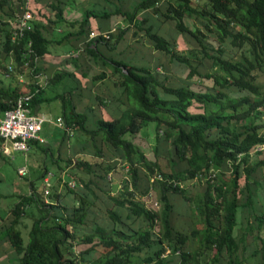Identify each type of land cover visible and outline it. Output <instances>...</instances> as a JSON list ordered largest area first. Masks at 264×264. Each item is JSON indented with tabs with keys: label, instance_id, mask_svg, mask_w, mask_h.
Returning a JSON list of instances; mask_svg holds the SVG:
<instances>
[{
	"label": "trees",
	"instance_id": "1",
	"mask_svg": "<svg viewBox=\"0 0 264 264\" xmlns=\"http://www.w3.org/2000/svg\"><path fill=\"white\" fill-rule=\"evenodd\" d=\"M103 2L113 8L79 11L76 0H0V75L29 69V76H39L44 70L36 62L51 53L50 46H68L69 53L83 44L87 63L100 69L90 77L92 87L103 82L107 90L103 98L87 92L75 75L80 64L71 58L64 62L76 71L46 74L44 87L31 77V113L37 115L39 109L45 111L43 105L61 101L65 127L83 136L77 154L93 159L83 155L63 161L58 152L50 156L51 162L57 171H62L60 162L73 171L74 187L64 183L63 192L53 189L48 204L36 194L33 182L28 194L17 196L11 219L0 226V242H7L16 256L13 264H264V149L252 154L264 146V123H257L264 112V89L258 81L264 72V0ZM69 7L72 15L78 10V20L67 15ZM24 10L33 16L32 30L15 44L12 23ZM186 19L193 21V28ZM93 20H115L116 26L103 27L102 33L91 26ZM168 22L174 23L172 38L160 32ZM48 27L51 39L45 35ZM206 33L215 34L216 47ZM128 34V43L119 50ZM182 35L191 37L198 49H180L177 39ZM226 40L238 55L224 56ZM131 43L166 56L168 75L161 74L167 69L161 58L155 61L153 55L149 61ZM204 59L212 62L215 72L199 71ZM175 62L188 70L176 86L170 83L177 79L170 67ZM195 77L212 86L194 91ZM85 91L81 98L95 100L108 111L107 118L93 121L88 112L76 111V99ZM24 93L0 88V115ZM195 105L201 111H192ZM206 105L215 109L205 110ZM150 123L154 159L146 158L132 139ZM66 139L64 132L61 147L69 149ZM28 146L49 154L36 142ZM162 150L168 157L164 164ZM47 173L42 163L38 178L43 180ZM114 173L126 174L117 195L110 191ZM196 185L200 190L189 195ZM152 193L156 207L136 200ZM175 196L187 202L185 221L180 219L178 226L173 223V216L180 214L174 208ZM26 217L32 220L24 244L20 229ZM96 218L104 225L93 221ZM89 225L90 233L80 232ZM76 238L87 247L71 256Z\"/></svg>",
	"mask_w": 264,
	"mask_h": 264
},
{
	"label": "rangeland",
	"instance_id": "2",
	"mask_svg": "<svg viewBox=\"0 0 264 264\" xmlns=\"http://www.w3.org/2000/svg\"><path fill=\"white\" fill-rule=\"evenodd\" d=\"M76 1L80 5L78 7L79 11H82L83 9L103 11V10H108V9L111 10V8H113L112 4L105 3L103 2V0H76ZM69 12H70V7L67 10V15L69 14ZM19 14L20 13H17V15ZM50 16L53 17V13H50ZM185 21H186V24L190 28H193L194 26L193 21L189 19H186ZM115 24H116V21L112 20V22L109 21L106 23L99 22L97 23V26L101 27L102 33H103V27L104 29H106L107 27L115 28L116 26ZM195 25L197 27H201L199 21H196ZM160 32L164 36L172 38L174 35V23L173 22L165 23L161 27ZM45 35L47 38L51 39L52 29L50 27H48V29L46 30ZM206 35L208 36L207 38H208L209 43H211L212 46L216 47L217 39H216L215 34L206 33ZM93 37L89 36L90 39ZM128 39H129V34L126 36L125 41H123V43L119 45V48H118L119 50L122 49L123 45L126 42L128 43ZM177 40L180 43L178 45L180 49H198L194 40L188 35L179 36ZM131 46L135 49H138L141 52V54L146 55L149 61H152L153 55L155 57V61L161 58L163 66L165 65L167 67V69L163 73L161 72V74L168 75L167 70H168L169 65H168V58L166 56L162 57V55H160L159 53L157 52L153 53L151 50H146L142 48L141 45H138V44L136 45L135 43L134 44L131 43ZM83 47L84 45L81 44L77 52L71 50L68 53L66 52L68 49V46H64V47H59L55 45L50 46L51 53L47 55L45 58L38 60L36 62L37 67L42 68L44 70V73L39 75V78H34L32 76H29L28 75L29 69H26V70L19 69L18 71L16 70V72H12L8 76L0 75V88L3 90H5V88L22 90L25 87L27 88V86L33 81V79H36L38 81L37 83L40 87H44L45 80L43 79V77L47 78V75L50 76V74H52L53 72L54 67H57V68L59 67L64 70L75 69L73 66L67 67V65L69 64L64 62L65 59L68 60L71 58L73 60H77L78 63L80 64L79 69L77 70L78 72L77 77L81 79V83L85 85V87H88L90 92H91V89H93L91 92L92 94L94 93L96 95H100L103 98V95L105 94V92L106 94L104 96H107V90L105 88L106 86H103V82L98 83L97 85L93 87L90 82V77L93 74L99 73L100 69H98L94 65V63L90 60H89L90 62L87 63L86 56H84L82 52ZM223 49H224L225 57L233 56V54L234 55L239 54V51L236 50V48H234L228 40L224 42ZM101 50L103 51V48H101ZM170 67H171L172 74L174 75V77L177 78V79L172 78L170 80V83L175 86L178 84H181L179 83V79L181 81L184 80L186 78L188 70L185 67L180 66L179 64H176V62L170 65ZM157 70L159 72L161 71L159 67L157 68ZM199 71L201 73H213L215 72V69H213L212 62L210 60L204 59L199 66ZM82 72H85L86 74H88V78L83 79L82 77H80L81 76L80 73ZM258 81H259V85L262 87V89H264V72L260 74ZM69 83H71L70 85H74V83H72L71 81H69ZM211 86H212L211 81L199 80L198 78L195 77L191 84V89H193L194 91H198V92H204V91H207L208 88ZM57 92L59 93L62 92L61 86L58 87ZM27 93H29V89H27L24 94H27ZM54 93L55 92H52V94L50 93V95L52 96ZM45 96L48 97L49 94L46 93ZM82 101L83 102H81L78 105V110L83 111V112H88L89 117L93 119V121L97 120L98 118H107L108 114L106 112L108 111L105 112L103 110V113L105 114L101 115L100 113V111H102L101 107L98 105V103H96L95 100L90 99L89 101H87V99H85ZM42 107L45 110L43 111V114L47 117V119L55 120L57 115H60L61 101L59 100L51 101L50 103H48L47 105L45 104ZM91 107H93V110L89 111ZM109 108L110 110L112 109V107L110 106ZM213 109H215L213 105H206L205 107V110H208V111H212ZM192 111L194 112L201 111V106L195 105ZM257 123H262V124L264 123V112L262 116L260 117V119L257 120ZM40 134L45 139V144H46V145L45 144L42 145V147L47 149L48 153L50 154L44 155L38 149H35V147H31L27 154H23L21 152H12L10 156H6V155L5 157L0 156V194L2 195V198H0V226L8 224V221L11 219V216L9 214L11 207L17 201L18 195H21V194L26 195L29 193V183L30 182L34 183L37 189V192L35 191L36 194L39 197H42V199H44L43 198L44 183L42 179L38 178V175L41 172L42 163L45 164L49 172L53 175L50 178V184H51L50 194L51 192H53V189H57V191L63 192L64 183H67L69 185V183H74L75 181L70 176L73 173L71 169L65 168L64 163L60 162V167L62 171H57L56 166L51 162V158L53 159V157L56 156L58 152H59V156L61 157L63 161H65L67 157H70L71 159H73V161L80 157H83L84 154L81 156L77 154L79 152V145L82 142L83 136H81L80 133L77 134V132H74L73 135L69 136V139H66V143L69 146L68 147L69 149H67L65 147L62 148L59 145L64 136V132L63 130L59 129L55 124L45 123L42 127V131ZM132 139L136 144H138L141 147L146 158L154 159L153 150H152L155 144L153 123L148 124V126L144 128L139 135L135 136ZM158 148L161 150V148L163 147L159 146ZM72 149H73V152L74 151L76 152L75 155H72V151H71ZM163 153H164L163 155L164 159L161 160L162 164H164L165 160H167L168 158L167 154L165 153V150H162V154ZM84 156H85L84 158H87L90 160L93 159L90 156H87V155H84ZM256 160H257V156L253 155V161H256ZM22 167H26L28 170V176L25 178H20L17 174V170ZM57 175L59 177H56ZM79 176L83 178L82 174H79ZM124 176L126 177V174L124 173H114V175L110 177L111 178V186H110L111 190L110 191L112 195H117L120 192L121 190L120 183H121V180L125 178ZM255 178L256 179L260 178L259 172H257ZM199 188L200 186L198 187V185H196L195 187L191 186L188 190V194L195 195L200 190ZM48 197L49 195L46 196L47 199ZM156 197L157 196L152 193V195H149V197L147 198H139L137 196L136 200L145 203L144 205L146 207H151V206H155L154 204H155V201L157 200ZM174 208L177 213L181 214V215L179 214V217L178 215L173 216V223L174 225L178 226L179 224L178 221L180 219H181V222L185 221L183 216L186 214L187 202L183 201V199L180 198L179 196H175ZM29 210L31 211L33 216L38 215L36 209L30 208ZM96 219L93 221L99 223L100 225H104L103 222H99L100 220L99 219L96 220ZM31 220H32L31 217H26L22 220L23 224L21 225L20 231H21L24 244H26L28 240V230L31 225ZM137 225H138V222H136L133 225V227L136 228ZM92 227H93V224H92ZM80 232L86 233V234L90 233L91 226L89 225L85 227L84 229H81ZM73 244H74V247L71 251L72 253L71 256L76 255L78 252H80L81 250L87 247L79 243V238H76ZM94 256H97V254H94ZM174 263L172 262L169 264H174Z\"/></svg>",
	"mask_w": 264,
	"mask_h": 264
},
{
	"label": "built area",
	"instance_id": "3",
	"mask_svg": "<svg viewBox=\"0 0 264 264\" xmlns=\"http://www.w3.org/2000/svg\"><path fill=\"white\" fill-rule=\"evenodd\" d=\"M32 20L33 16L28 10L22 11L16 18L13 25V32L11 36L12 43H18L23 39L25 33L32 30ZM91 37L94 36L93 33L90 34ZM30 46V44H28ZM11 70V67H9ZM39 78V76H34ZM46 82V78L43 77ZM38 84V83H37ZM32 99V94L27 93L21 95L9 110H6L2 118H0V155L10 156L12 152H21L27 154L29 152V142H36L40 145L45 144V140L40 136L42 127L45 123H53L63 132L68 133L71 136L73 133L70 129L66 128L62 118H56L55 120L47 119L43 115H36L31 113L29 104ZM264 146H257L252 152L262 151ZM17 174L20 178H25L28 176V170L26 167L19 168ZM51 173L43 178L44 188L43 197L45 204H48L46 196L49 195L51 184L50 178ZM71 187H74V183H69ZM157 206L156 203L154 204Z\"/></svg>",
	"mask_w": 264,
	"mask_h": 264
},
{
	"label": "crops",
	"instance_id": "4",
	"mask_svg": "<svg viewBox=\"0 0 264 264\" xmlns=\"http://www.w3.org/2000/svg\"><path fill=\"white\" fill-rule=\"evenodd\" d=\"M77 2V1H76ZM78 6H80L79 4H78ZM74 15H72V14H69V16L71 17V16H73V18L75 19V20H78L79 19V16H80V13L78 12V10H76V12H74L73 13ZM72 18V19H73ZM91 26L93 27V28H97L98 26H97V22L96 21H91ZM101 28V27H100ZM57 33L58 34H60V36L63 34V31L62 30H60L59 28H58V30H57ZM52 38V37H51ZM69 66H73L72 64L70 65H67V67H69ZM56 70H64V69H61V68H57V67H54V69H53V72H52V74L54 73V71H56ZM66 71H70V72H73V71H76L75 69H73V70H66ZM82 73H85V72H82ZM75 75H76V77L78 76V72L76 71L75 72ZM80 75H81V73H80ZM81 77V76H80ZM77 78H79V77H77ZM84 79V78H83ZM80 82H81V79H80ZM82 84V83H81ZM82 87H84V88H88V87H85V85H83L82 84ZM30 88V86H27V88L25 87V88H23L22 89V91H26L27 89H29ZM5 90H7L6 88H5ZM88 90H89V88L87 89V92H88ZM93 89H91V91H92ZM87 92L85 91L82 95H79L78 96V98L76 99V101H78L76 104V110H77V112H79V113H83V111H79L78 110V105L81 103V102H83L82 100H85L86 98H81L82 96H85V94H87ZM92 95H94V93L92 94ZM87 101H89L88 99H87ZM101 110L102 111H100V113H101V115L102 114H105V113H103V109L101 108ZM39 111L40 112H37L38 114L37 115H43V116H45L44 114H43V112H41V110L39 109ZM46 117V116H45ZM58 117H60V115H57V117L56 118H58ZM0 118H2V115H0ZM55 118V119H56ZM40 136H41V134H40ZM42 137V136H41ZM43 138V137H42ZM44 139V138H43ZM45 140V139H44ZM46 145V144H45ZM60 146H61V143L59 144ZM29 150H30V147H29ZM75 152V151H74ZM50 154V153H49ZM0 156H3V157H5L4 155H0ZM50 173V172H49ZM53 176V175H52ZM1 195V194H0ZM9 222V221H8ZM2 226V225H1ZM15 260H16V256L14 255V253H13V251H12V249H11V247L9 246V244L7 243V242H5V241H2V242H0V264H13L14 262H15Z\"/></svg>",
	"mask_w": 264,
	"mask_h": 264
}]
</instances>
